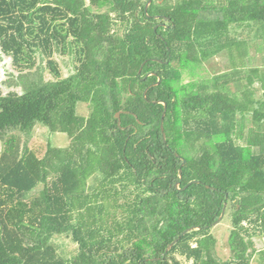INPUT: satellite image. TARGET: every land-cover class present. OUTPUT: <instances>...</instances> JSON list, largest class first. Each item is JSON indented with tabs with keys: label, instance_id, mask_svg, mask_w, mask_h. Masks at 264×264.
<instances>
[{
	"label": "trees",
	"instance_id": "1",
	"mask_svg": "<svg viewBox=\"0 0 264 264\" xmlns=\"http://www.w3.org/2000/svg\"><path fill=\"white\" fill-rule=\"evenodd\" d=\"M146 2L0 0V264H202L225 193L222 264H264V0Z\"/></svg>",
	"mask_w": 264,
	"mask_h": 264
},
{
	"label": "rangeland",
	"instance_id": "2",
	"mask_svg": "<svg viewBox=\"0 0 264 264\" xmlns=\"http://www.w3.org/2000/svg\"><path fill=\"white\" fill-rule=\"evenodd\" d=\"M57 59L60 67L63 68L67 63V59ZM9 65V60L1 58L0 55V87H2V82L5 80V71L9 69ZM65 69L66 67L64 68V70ZM228 70H230L228 56L225 52H222L215 57H212L205 61L203 66L196 70V74L193 73L194 70L190 71L192 73V77L202 78L224 73ZM2 89L4 92H6L4 87H2ZM77 113L82 117L87 116V107L85 106V104L80 103L77 105ZM22 141L23 143L25 142L24 139H22ZM69 145L70 140L66 134L52 133L41 124H38L35 127L32 137L27 142L28 149L32 151L38 158H41L44 155L48 147L55 149H67ZM2 147L3 146L0 142V152L2 150ZM228 235L229 226L225 223V221H222L221 223L213 227L211 234L203 239L205 259L202 264H222L223 260L226 259L229 255V250L226 246ZM254 245L257 249H261L263 247L262 242L258 240L255 241ZM67 247L70 251V247Z\"/></svg>",
	"mask_w": 264,
	"mask_h": 264
},
{
	"label": "water",
	"instance_id": "3",
	"mask_svg": "<svg viewBox=\"0 0 264 264\" xmlns=\"http://www.w3.org/2000/svg\"><path fill=\"white\" fill-rule=\"evenodd\" d=\"M151 2H152V0H147L146 4H145V6H144V11H145V12H147V10H148V8H149ZM148 17H149V16H148ZM156 18L158 19L159 17H156ZM157 27H158V26H157ZM157 27H155L154 30H156ZM157 62H158V63H161V62L158 61V60H157ZM145 63H146V62H145ZM145 63L142 64V66H141V68H140V70H139V72H138L139 75L141 74L142 68H143V66L145 65ZM151 75H155V73H150V74H148L146 77L151 76ZM160 82H161V78L158 77V80H157V82H156L155 84H152L150 87H148V88H146V89L144 90V92H143V98H144L145 100H146V95H147L148 90H149L151 87H155V86L159 85ZM152 103H153V104H161V105L163 106V113H162V115H161L160 129H161V134H162V141H163L164 144H166V135H165V132H164L163 124H164V118H165V114H166L167 105H166V103L163 102V101H153ZM116 117L119 118V113L116 114ZM175 157H176L177 159L181 160V165H180V168H179V170H178V175H179V178L181 179V177H182V170H181V168L186 164V161H185L183 158H181L179 155H177V154H175ZM198 183H199L198 181H192V182H189V183H188L183 189H180V188H179L180 182H178V183L175 184V188H176L177 190L181 191V190H185V189H186L189 185H191V184H198ZM206 187L209 188L208 186H206ZM228 198H229V194H228V193H225V200H224V204H223L222 211H221V214H220L219 218H218L215 222H213L210 226L205 227V229H209V228L211 229V228L215 227L216 225H218V224L223 220L224 215H225V210H226L227 202H228ZM200 229H201V228L198 227V226H192V227H190V228L184 230V231H183V232H182V233H181L176 239H174V240H173V241H172V242L166 247L163 257H165V256L168 254V252L171 250V248H172V247H173V246H174V245H175V244H176V243H177V242H178V241H179L184 235H186L187 233H189V232H191V231H194V230H200ZM154 260H159V259H154Z\"/></svg>",
	"mask_w": 264,
	"mask_h": 264
}]
</instances>
